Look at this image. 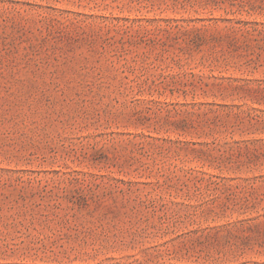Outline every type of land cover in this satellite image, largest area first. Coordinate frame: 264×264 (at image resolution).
<instances>
[{
  "label": "rangeland",
  "instance_id": "obj_1",
  "mask_svg": "<svg viewBox=\"0 0 264 264\" xmlns=\"http://www.w3.org/2000/svg\"><path fill=\"white\" fill-rule=\"evenodd\" d=\"M0 264H264V0H0Z\"/></svg>",
  "mask_w": 264,
  "mask_h": 264
}]
</instances>
